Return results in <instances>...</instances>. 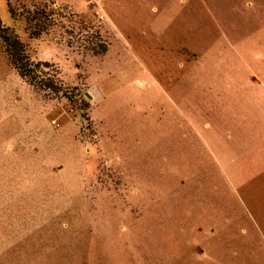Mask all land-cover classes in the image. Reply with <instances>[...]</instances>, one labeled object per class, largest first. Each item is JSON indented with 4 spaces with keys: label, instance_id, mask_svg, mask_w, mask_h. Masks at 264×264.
I'll return each mask as SVG.
<instances>
[{
    "label": "rangeland",
    "instance_id": "1",
    "mask_svg": "<svg viewBox=\"0 0 264 264\" xmlns=\"http://www.w3.org/2000/svg\"><path fill=\"white\" fill-rule=\"evenodd\" d=\"M5 1L62 91L0 41V264H264V0Z\"/></svg>",
    "mask_w": 264,
    "mask_h": 264
},
{
    "label": "trees",
    "instance_id": "2",
    "mask_svg": "<svg viewBox=\"0 0 264 264\" xmlns=\"http://www.w3.org/2000/svg\"><path fill=\"white\" fill-rule=\"evenodd\" d=\"M10 15L14 19L21 18L24 21L25 28L31 37H38L48 29L50 25H56L60 20L61 8L54 2L44 4V6H35L18 13L6 0ZM0 41L4 53L14 67L18 75L25 79L36 90L44 93L52 92L58 94L62 91V85L58 79V69L51 62L44 60L34 61L30 58L26 44L20 39L15 30L9 26L0 24ZM101 50H95L94 53H103L106 46L100 44Z\"/></svg>",
    "mask_w": 264,
    "mask_h": 264
},
{
    "label": "crops",
    "instance_id": "3",
    "mask_svg": "<svg viewBox=\"0 0 264 264\" xmlns=\"http://www.w3.org/2000/svg\"><path fill=\"white\" fill-rule=\"evenodd\" d=\"M6 2V1H5ZM230 133V132H229ZM260 135H264V132L263 133H260ZM261 137H264V136H261Z\"/></svg>",
    "mask_w": 264,
    "mask_h": 264
},
{
    "label": "water",
    "instance_id": "4",
    "mask_svg": "<svg viewBox=\"0 0 264 264\" xmlns=\"http://www.w3.org/2000/svg\"><path fill=\"white\" fill-rule=\"evenodd\" d=\"M88 96V98H90V95L86 94Z\"/></svg>",
    "mask_w": 264,
    "mask_h": 264
}]
</instances>
